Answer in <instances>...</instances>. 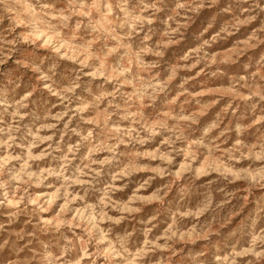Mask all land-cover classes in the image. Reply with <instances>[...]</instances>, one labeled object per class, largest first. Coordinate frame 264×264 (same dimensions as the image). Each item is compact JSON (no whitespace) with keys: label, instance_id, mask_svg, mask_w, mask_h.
Here are the masks:
<instances>
[{"label":"clouds","instance_id":"9594fccd","mask_svg":"<svg viewBox=\"0 0 264 264\" xmlns=\"http://www.w3.org/2000/svg\"><path fill=\"white\" fill-rule=\"evenodd\" d=\"M0 264H264V0H0Z\"/></svg>","mask_w":264,"mask_h":264},{"label":"rangeland","instance_id":"374dc122","mask_svg":"<svg viewBox=\"0 0 264 264\" xmlns=\"http://www.w3.org/2000/svg\"><path fill=\"white\" fill-rule=\"evenodd\" d=\"M209 15H210V12H206L205 14H203L202 17H201V21H198L197 22V26H195V27L198 29L200 24H201V22L206 23L207 20H208ZM223 19H224V17L222 15L217 16V23L221 22ZM211 31L212 30H210V34H211ZM187 43L191 44V43H193V41L191 39H189V41ZM9 63H11V61H9ZM218 107H219V105H216V108H218ZM212 111H215V108L212 109Z\"/></svg>","mask_w":264,"mask_h":264}]
</instances>
